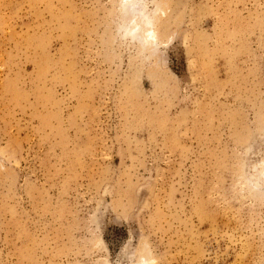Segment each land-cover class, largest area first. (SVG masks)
<instances>
[{"label": "rangeland", "instance_id": "obj_1", "mask_svg": "<svg viewBox=\"0 0 264 264\" xmlns=\"http://www.w3.org/2000/svg\"><path fill=\"white\" fill-rule=\"evenodd\" d=\"M162 6L145 62L116 0H0V264H264V0Z\"/></svg>", "mask_w": 264, "mask_h": 264}, {"label": "clouds", "instance_id": "obj_2", "mask_svg": "<svg viewBox=\"0 0 264 264\" xmlns=\"http://www.w3.org/2000/svg\"><path fill=\"white\" fill-rule=\"evenodd\" d=\"M116 14L134 18L137 27L131 29L124 25L116 26L118 42L132 45L139 59L147 62L153 50H159L162 45L159 34V23L166 15L162 0H116ZM139 38H136V37ZM254 175L246 176L240 193L250 197L264 194V172L258 167L253 169ZM104 255L101 264H161L160 256L153 247L151 240L144 235L138 238L129 234L117 254L115 261L110 259L108 249L104 244Z\"/></svg>", "mask_w": 264, "mask_h": 264}, {"label": "bare ground", "instance_id": "obj_3", "mask_svg": "<svg viewBox=\"0 0 264 264\" xmlns=\"http://www.w3.org/2000/svg\"><path fill=\"white\" fill-rule=\"evenodd\" d=\"M165 4H167L165 2ZM122 19V24L124 25V23H126V26L131 29L133 27H137V25L135 24V20L134 18H129V16L125 15V16H121ZM136 38H139L138 36Z\"/></svg>", "mask_w": 264, "mask_h": 264}]
</instances>
